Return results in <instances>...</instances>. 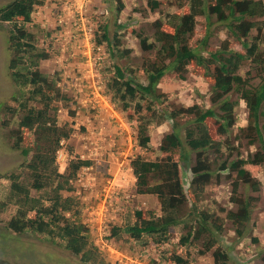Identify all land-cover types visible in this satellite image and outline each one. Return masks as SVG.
Segmentation results:
<instances>
[{"label": "trees", "instance_id": "obj_1", "mask_svg": "<svg viewBox=\"0 0 264 264\" xmlns=\"http://www.w3.org/2000/svg\"><path fill=\"white\" fill-rule=\"evenodd\" d=\"M173 2L180 11L167 16L168 24L154 22L151 37L142 31L133 32L143 53L149 55L155 52V59L147 58L139 68V72L146 77V84L136 82L131 75L133 71L124 73L123 69L114 66L115 77L111 83L113 101L123 104L124 109L135 101L136 114L139 115V154L130 163L135 178L134 187L138 195H154L157 198L159 213L147 212L142 216L141 212H136L137 221L123 230L112 228L111 237H118L123 232L143 247L149 242L158 246L169 243L172 229L180 228L185 232L180 238V246L194 248L199 244V253H210L212 264H229V256L219 242L225 230L224 220L206 210L199 211L195 203L201 202L204 189L213 176L221 172L234 174L232 178L236 181L232 183L231 199L236 211L227 212L226 219L231 221L239 238L251 234V228L246 226L251 215V200L239 194L238 188L241 183L258 192L260 184L256 175L264 174V124H260V118L264 116V52L261 50L264 21H258L264 17V0H147V7L154 13L163 3H169L172 7ZM43 3L44 0H12L0 7V23L10 25L7 37L11 54L9 77L18 90V95L12 100L15 107L6 108L10 113L8 124H15L17 128L10 132V151L20 153L25 162L19 170L23 168L29 173L27 183L20 181L17 172L0 177L7 184L6 195L0 199V213L11 207L14 209L6 228L16 235L30 234L39 241L54 246L63 245L83 263L111 264L94 247L86 228L72 219L77 215L72 213L73 203L59 195L61 191L69 189L66 185L75 179L78 170L90 162L71 161L69 174L66 175L57 171L59 143L69 137L71 130L55 125L58 106L52 102L67 99L58 93L56 86L60 78L57 73L48 75L40 71V63L49 60V53L38 47L36 36L28 29L35 9ZM122 9L123 6L115 9L116 16ZM200 17L205 18L207 27L212 25L213 18L223 25L222 30L229 38L236 40L245 53L231 50L227 46L228 40H225L220 49L203 56L201 51L208 37L199 41L200 47L192 48L191 35L196 19ZM116 28L122 29L123 26L117 25ZM101 30L100 38L95 41L97 45L105 43L109 54H115L118 58L129 55L130 51L122 48V34L119 35L117 31L111 42L107 27L103 26ZM253 30L257 32L254 36L251 35ZM248 60L254 67H259L261 83L257 86L251 84L249 73L246 76L239 73ZM190 70L211 87L212 107L201 109L198 105H192L173 108L170 112L160 110L163 114L160 122L166 117L172 122V132L164 136L158 149V153L165 156L160 160L145 157L151 151L148 145L151 122L162 116H144L148 111L152 116L155 104L164 97V94L158 93V84L173 74L178 80H185ZM231 93L239 96L248 112V126L241 129V133L248 132V135L242 134L241 138L247 140L248 146L259 147L258 151L246 158L238 155L232 160L235 150L229 142L213 140L206 126L208 120L221 121L219 135L225 137L228 134L235 124V105L227 99ZM147 99L150 101L143 108L141 102ZM37 103L42 104L40 108L36 107ZM214 105L221 112L215 110ZM184 116H191L189 127L185 128V146L178 126V119ZM185 147L195 154L191 164L188 153L184 152ZM174 151L180 152L178 160L172 159ZM211 151L220 153L213 162L206 157ZM181 164L186 165L189 172L184 180L180 173ZM185 186L193 194L190 205ZM46 188H51L53 195L44 201L41 196L32 195V190L38 192ZM66 213L70 217H66ZM252 241L257 242V239L253 238ZM189 255L190 252H186V256L173 255L170 261L173 264H189L185 258ZM0 264L3 263L0 261Z\"/></svg>", "mask_w": 264, "mask_h": 264}, {"label": "rangeland", "instance_id": "obj_2", "mask_svg": "<svg viewBox=\"0 0 264 264\" xmlns=\"http://www.w3.org/2000/svg\"><path fill=\"white\" fill-rule=\"evenodd\" d=\"M12 0H0V7ZM184 1V0H181ZM123 6L122 12L116 16L115 9ZM175 2L170 7L163 3L156 12H151L147 7V0H44L42 6L35 9L32 22L28 29L36 36L38 47L49 53V60L40 63V71L44 74L57 73L60 78L59 94L65 101L52 102L58 106L55 115L58 128L70 129L69 137L62 141L60 151L64 159L59 160L58 170L63 175L69 174V162L84 159L90 162L89 167L78 171L74 180L66 185L68 190L59 194L64 199L73 203L72 213H76L73 220L83 224L89 238L97 246L100 254L108 262L118 264H173L170 261L173 255L188 257L189 264H212L210 253L201 255L200 245L194 248L180 246V238L185 232L180 228L171 231L169 243L154 245L149 242L142 246L130 239L123 232L118 237H111L112 228H126L133 225L136 212L142 216L147 212L158 215L159 204L154 195H138L135 189V179L132 177L130 162L139 154L137 145V119L135 101L128 105L113 101L111 83L115 77V65L130 73L136 82L146 84L147 80L139 71L145 60H154L155 52L145 54L140 50L138 40L133 32H143L151 37L153 23L159 21L167 23V16L179 12ZM170 20V19H169ZM264 21V17L258 19ZM207 27L204 17L196 19L190 39L192 48L200 47L199 41L208 37L206 46L201 51L203 56L220 49L225 40L227 46L240 54H244L240 44L229 38L222 26L215 22ZM122 25V29L116 28ZM107 27L108 37L113 42L114 34H122V48L129 50V55L117 57L109 54L105 43H95L102 34L101 28ZM10 25L0 23V177L17 172L20 181L27 183L29 173L20 169L23 157L18 151H10V132L17 129L15 124L9 125L10 113L6 110L15 107L12 101L18 95L17 88L9 77L8 65L10 53L7 47V37ZM253 30L251 35H256ZM264 35V29L262 30ZM228 38V39H227ZM264 52V44L261 46ZM135 70V71H134ZM239 73L242 76L250 74L251 84L257 86L261 83L259 67H254L248 60L244 62ZM176 75H168L158 84V93L164 97L155 104L153 115L150 111L144 116L154 118L158 114L170 112L173 108L198 105L201 109L212 107L211 87L200 76L191 73L185 80H178ZM100 88V89H99ZM235 105V124L222 137L218 133L221 124L214 120L206 122L211 138L217 142H229L235 150L230 160L240 157L246 158L259 150L257 145L248 146L247 140L241 138V129L248 126V112L243 101L235 93L227 98ZM149 99L142 101L144 108ZM221 112L217 105L213 107ZM162 116L156 117L151 122L148 130L150 137L149 151L144 156L160 160L165 154L158 153L159 146L164 136L172 132V122L167 117L160 122ZM189 117L178 119L180 138L185 146V128L189 127ZM264 124V116L260 118ZM31 140H29L30 142ZM190 164L195 154L188 151ZM180 152L174 151L173 160H178ZM220 153L208 152L206 156L213 162L219 158ZM180 173L183 180L189 174L186 165L181 164ZM230 174V175H228ZM234 174L221 172L213 176L209 185L204 189L201 202L195 205L199 211L206 210L224 220V234L219 238L220 244L229 256V264H264V174H257L256 179L260 184L258 192L248 185L240 183L238 193L251 200V215L246 226L251 234L239 238L231 221L226 219L229 211H236L232 202V183L236 180ZM7 184L0 178V199L6 195ZM185 193L189 205L193 200L190 190ZM34 197H42L44 201L53 195L51 188L41 191L32 190ZM223 210V211H221ZM11 207L0 213V261L3 264H83L79 259L63 248V245H52L39 241L33 235H16L7 230L6 225L13 215ZM257 239L253 242L252 239Z\"/></svg>", "mask_w": 264, "mask_h": 264}, {"label": "clouds", "instance_id": "obj_3", "mask_svg": "<svg viewBox=\"0 0 264 264\" xmlns=\"http://www.w3.org/2000/svg\"><path fill=\"white\" fill-rule=\"evenodd\" d=\"M11 2V1H10ZM7 5V4H6ZM5 6V5H4ZM3 7V6H2ZM3 24H6V23H3ZM57 89L58 90H60L61 91V89H60V87L58 86V83H57ZM100 89V88H99ZM112 99H113V97H111ZM54 102V101H53ZM42 104H36V107H38V108H40V106H41ZM56 115V114H55ZM56 126H58L57 125V121H56V124H55ZM59 127V126H58ZM66 139H62L61 141H60V143H59V149H58V151L56 152V166H57V169H58V162L57 161H59V160H63L64 159V156H63V153L60 151V148H61V143H62V141H65ZM24 159V158H23ZM72 161V160H71ZM70 161V162H71ZM76 161H78V160H76ZM79 161H87V160H84V159H80ZM132 161V160H131ZM23 162H25V160H23ZM70 162H69V164H70ZM89 162V161H88ZM131 163V162H130ZM23 164V163H22ZM90 165V164H89ZM89 165L88 166H82L80 169H82V168H86V167H89ZM68 169H69V165H68ZM79 169V170H80ZM130 169H131V167H130ZM78 170V171H79ZM58 171V173L59 174H62L63 175V173H60L59 172V170H57ZM131 172H132V169H131ZM78 173V172H77ZM77 173H76V175H77ZM76 175H75V177H76ZM132 177L134 178V176H133V174H132ZM135 179V178H134ZM60 195V194H59ZM61 196V195H60ZM62 199H64V198H62ZM65 216L66 217H70V214L69 213H66L65 214ZM83 225V224H82ZM8 230V229H7ZM90 239V238H89ZM91 241V240H90ZM92 242V241H91ZM93 244V243H92ZM94 245V244H93ZM94 247H96V249L98 248L97 246H94ZM98 250V249H97ZM69 252V251H68ZM98 252H99V250H98ZM99 254H100V252H99ZM73 255V254H72ZM101 255V254H100ZM74 256V255H73ZM76 257V256H75ZM101 257H103L102 255H101ZM104 258V257H103ZM105 259V258H104ZM105 261H106V259H105ZM108 262V261H107ZM83 263V262H82ZM109 263H111V262H109ZM83 264H92V263H83ZM111 264H115V262H112ZM116 264H118V263H116Z\"/></svg>", "mask_w": 264, "mask_h": 264}]
</instances>
